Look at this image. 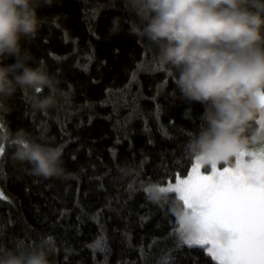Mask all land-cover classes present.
<instances>
[{"label": "trees", "instance_id": "trees-1", "mask_svg": "<svg viewBox=\"0 0 264 264\" xmlns=\"http://www.w3.org/2000/svg\"><path fill=\"white\" fill-rule=\"evenodd\" d=\"M38 14L39 31L23 44L33 67L55 78L57 103L34 112V93L18 91L0 113V132L45 136L77 178L34 176L0 145V250L49 238L50 264H215L203 250L170 252L180 224L139 187L188 174L195 159L185 145L204 105L179 94L174 75L155 63L158 47L127 34L137 22L128 0H55ZM117 16L120 33L112 30ZM125 164L136 172L121 180Z\"/></svg>", "mask_w": 264, "mask_h": 264}, {"label": "clouds", "instance_id": "clouds-1", "mask_svg": "<svg viewBox=\"0 0 264 264\" xmlns=\"http://www.w3.org/2000/svg\"><path fill=\"white\" fill-rule=\"evenodd\" d=\"M55 0H0V113L18 91H31V108L46 112L57 103L54 77L33 67L23 42L35 38L42 23L41 7ZM137 22H130L129 36L147 40L159 49L155 63L175 77L179 94L204 105L197 132L185 145L189 158L203 167L236 163L242 153L264 144V0H128ZM122 17H114L112 30L122 31ZM12 60V63L7 61ZM44 89L47 95H37ZM0 145L11 148V158L30 166L32 175L44 179H76L63 166L62 152L47 138L33 139L24 130L0 132ZM246 162H250L246 160ZM121 180L136 169L125 164ZM146 198L176 217L179 224H194L192 214L172 192L161 191L155 181L139 184ZM227 243L231 234L222 232ZM49 238L37 246L0 250V264H50L54 251Z\"/></svg>", "mask_w": 264, "mask_h": 264}, {"label": "snow or ice", "instance_id": "snow-or-ice-1", "mask_svg": "<svg viewBox=\"0 0 264 264\" xmlns=\"http://www.w3.org/2000/svg\"><path fill=\"white\" fill-rule=\"evenodd\" d=\"M259 123L264 126V117ZM4 151L0 147V155ZM202 167L195 160L186 178L177 175L161 188L174 193L194 221L173 232L177 242L170 252L187 247L203 250L215 264H264V150L242 153L234 167L213 165L208 174ZM225 231L231 234L227 243L219 239Z\"/></svg>", "mask_w": 264, "mask_h": 264}, {"label": "rangeland", "instance_id": "rangeland-1", "mask_svg": "<svg viewBox=\"0 0 264 264\" xmlns=\"http://www.w3.org/2000/svg\"><path fill=\"white\" fill-rule=\"evenodd\" d=\"M262 119V117L261 118H259L258 119V123H259V121ZM259 125H261L260 123H259ZM262 126V125H261ZM264 127V126H263ZM261 150H264V144H257V145H255V146H253L252 147V151L253 152H260ZM246 159H249V158H247L246 157ZM193 163H195V161L193 162ZM225 166H229V165H224V164H220V165H218V168H223V167H225ZM231 166H235L234 164L233 165H231ZM191 171V169L189 170V172ZM201 171L203 172V173H205V174H208L209 172H210V170H205L204 169V167H202V169H201ZM188 172V173H189ZM188 175V174H187ZM186 175V176H187ZM186 176H184V177H182V178H186ZM171 183H174L175 181H170ZM169 182H167V183H165V184H161L163 187H166L167 186V184H168Z\"/></svg>", "mask_w": 264, "mask_h": 264}]
</instances>
